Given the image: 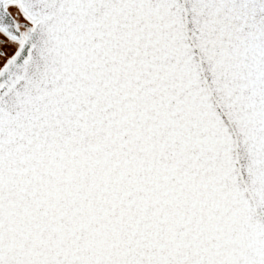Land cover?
Returning a JSON list of instances; mask_svg holds the SVG:
<instances>
[{
	"label": "snow or ice",
	"instance_id": "6c2138e0",
	"mask_svg": "<svg viewBox=\"0 0 264 264\" xmlns=\"http://www.w3.org/2000/svg\"><path fill=\"white\" fill-rule=\"evenodd\" d=\"M0 264H264V0H0Z\"/></svg>",
	"mask_w": 264,
	"mask_h": 264
}]
</instances>
